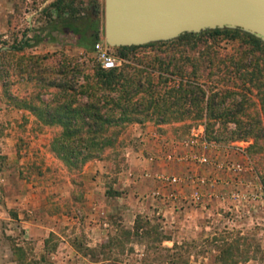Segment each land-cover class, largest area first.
<instances>
[{
  "label": "rangeland",
  "instance_id": "1",
  "mask_svg": "<svg viewBox=\"0 0 264 264\" xmlns=\"http://www.w3.org/2000/svg\"><path fill=\"white\" fill-rule=\"evenodd\" d=\"M53 1L0 0V264H221L216 246L236 239L263 250L264 159L249 158L253 139L239 138L235 123L210 119L211 91L201 81L195 83L205 90L202 110L188 106L183 115L169 111L171 120L161 124L129 123L114 150L80 171H69L50 150L58 129L42 125L35 116L54 92L50 84L67 78L77 91L99 67L94 52L69 45L70 36H48L44 9ZM97 2L102 28L103 0ZM34 34L46 39L19 52L11 49ZM216 41L220 55L236 57L246 48L239 39ZM107 48L117 69L130 63L139 68L137 62L159 60L172 50L142 47L123 57L116 47ZM169 77L177 85L179 80ZM233 97H225L223 110H231ZM174 116L181 120H172ZM199 126L214 146L207 149L211 165L184 157L193 150L183 142ZM232 163H240L241 172L232 170ZM161 176L179 182L171 184ZM95 177L102 188L95 191L99 195L92 190ZM195 189H200L199 201L191 197ZM137 216L148 218L157 233L179 247L171 249V241H157L156 235H133ZM262 255L255 251L238 264H264Z\"/></svg>",
  "mask_w": 264,
  "mask_h": 264
},
{
  "label": "trees",
  "instance_id": "2",
  "mask_svg": "<svg viewBox=\"0 0 264 264\" xmlns=\"http://www.w3.org/2000/svg\"><path fill=\"white\" fill-rule=\"evenodd\" d=\"M44 11L49 17L48 36L55 32L70 36L68 43L72 48L93 52L95 44L104 39V6L101 28L97 0L86 3L83 0H54ZM219 37L230 41L239 39L240 45L244 44L246 48L236 57L234 54L220 55L216 43ZM45 39L46 36L34 34L22 38L11 49L19 52L37 46ZM142 47H171L172 50L159 60L153 57L141 64L137 62L139 68L132 63L121 69L98 67L85 76V83L77 91L67 78L50 84L54 92L35 116L42 125L58 129L50 150L69 171H80L89 161L101 160L105 152L114 150L121 129L129 123L161 124L171 120L169 111L179 110V114H185L188 106L202 110L205 90L195 83L197 81L203 82L202 85L211 91L208 97L210 119L223 117L235 123L239 138L253 139L247 151L249 158L256 162L264 159V43L260 39L239 29L223 28L198 34L185 33L166 42L120 46L115 50L124 57L127 51ZM129 69L134 71L128 73ZM74 70L71 72L78 73ZM154 70L160 73L156 77ZM169 76L179 80L177 85H171ZM213 89L218 90L213 92ZM227 96H234L230 111L223 110ZM174 119L181 120L180 116H174ZM150 223L148 218L137 216L133 235L145 238L156 235L157 241H171V249L179 247L175 241L157 233ZM246 241L220 242L216 246L217 261L238 264L250 259L255 251H260L264 257V249L252 250ZM71 244L75 245V241ZM171 249L166 248L167 251ZM236 255L241 260H237Z\"/></svg>",
  "mask_w": 264,
  "mask_h": 264
},
{
  "label": "water",
  "instance_id": "3",
  "mask_svg": "<svg viewBox=\"0 0 264 264\" xmlns=\"http://www.w3.org/2000/svg\"><path fill=\"white\" fill-rule=\"evenodd\" d=\"M109 47L169 41L185 33L239 29L264 43V0H103Z\"/></svg>",
  "mask_w": 264,
  "mask_h": 264
},
{
  "label": "built area",
  "instance_id": "4",
  "mask_svg": "<svg viewBox=\"0 0 264 264\" xmlns=\"http://www.w3.org/2000/svg\"><path fill=\"white\" fill-rule=\"evenodd\" d=\"M94 54L95 58L99 64V67H101L104 70H109L116 68L118 65L117 59L115 56H113L107 46L99 41L94 46ZM155 136V134H153ZM185 147H190L193 152H189L190 155H185L184 157L187 159L195 158L197 162H199L201 165H211V160L208 155V150L213 144L209 142L204 134V128L203 126H199L197 128L193 127L190 130V138L185 140L184 142ZM200 148V151L196 149L197 152L194 151V148ZM219 165V164H217ZM230 168L234 170L235 172H241V169L243 166L240 163H232L230 165ZM161 180H166L171 184H177L179 182V179L176 177L166 178L165 176L159 177ZM195 181L197 183H204V178L202 177H196ZM192 199L194 201H199L201 199V192L200 189H195L191 195Z\"/></svg>",
  "mask_w": 264,
  "mask_h": 264
},
{
  "label": "crops",
  "instance_id": "5",
  "mask_svg": "<svg viewBox=\"0 0 264 264\" xmlns=\"http://www.w3.org/2000/svg\"><path fill=\"white\" fill-rule=\"evenodd\" d=\"M96 162H97V163H100L99 161H96ZM89 164H92V163H89ZM89 164H88V165H89ZM85 168H87V166H86ZM121 174H123V173H120V175H121ZM118 178H119V180H120V176H119ZM95 180H96V181H94V189H92L93 192H95V191H99L100 189H102V188H101V184L99 183V177H95ZM125 180H126V179H125ZM117 185H119V183H118ZM95 193H96V195L98 194V192H95ZM98 195H99V194H98ZM102 196H103L104 199H107V196H108V195L106 194V192H103V195H102ZM123 208H124V207H122V209H123ZM124 209H125V208H124ZM124 209H123V210H124ZM123 214H124V213H123ZM123 214H122V215H123ZM103 231H104V230L99 229V232H103ZM100 239H101V238H100ZM98 241H99V239H98ZM64 244L68 245V244L66 243V241H65Z\"/></svg>",
  "mask_w": 264,
  "mask_h": 264
}]
</instances>
